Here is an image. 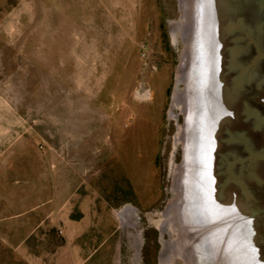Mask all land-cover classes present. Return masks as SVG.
<instances>
[{"label":"rangeland","instance_id":"1","mask_svg":"<svg viewBox=\"0 0 264 264\" xmlns=\"http://www.w3.org/2000/svg\"><path fill=\"white\" fill-rule=\"evenodd\" d=\"M178 4L0 0V264H163Z\"/></svg>","mask_w":264,"mask_h":264},{"label":"water","instance_id":"2","mask_svg":"<svg viewBox=\"0 0 264 264\" xmlns=\"http://www.w3.org/2000/svg\"><path fill=\"white\" fill-rule=\"evenodd\" d=\"M183 149L160 220L188 264H264V0H179Z\"/></svg>","mask_w":264,"mask_h":264},{"label":"bare ground","instance_id":"3","mask_svg":"<svg viewBox=\"0 0 264 264\" xmlns=\"http://www.w3.org/2000/svg\"><path fill=\"white\" fill-rule=\"evenodd\" d=\"M175 103H177V104H180V101H178V100H175ZM183 129H181L180 130V132L177 134V140H183ZM177 252L183 257V259L185 260L186 259V256H185V253H184V251H183V249H182V247H181V245H180V243L178 244V246H177ZM187 260V259H186ZM185 260V261H186ZM187 262V261H186ZM188 263V262H187Z\"/></svg>","mask_w":264,"mask_h":264}]
</instances>
